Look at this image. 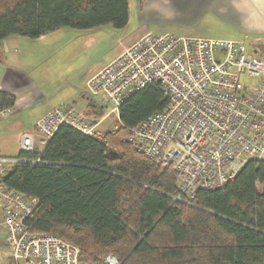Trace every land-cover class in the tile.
I'll return each mask as SVG.
<instances>
[{
    "label": "trees",
    "instance_id": "16d2710c",
    "mask_svg": "<svg viewBox=\"0 0 264 264\" xmlns=\"http://www.w3.org/2000/svg\"><path fill=\"white\" fill-rule=\"evenodd\" d=\"M129 19L130 0H0V43L60 29H124ZM15 104L14 95L0 91V112ZM166 104L158 85L124 101L109 148L63 125L42 153H21L25 162L0 182L38 199L30 230L78 246L80 264H105L109 255L120 264H264V161L250 160L234 180L199 191L187 205L174 200L171 169L123 142L125 129ZM86 114L102 119L105 107Z\"/></svg>",
    "mask_w": 264,
    "mask_h": 264
},
{
    "label": "built area",
    "instance_id": "2783aa9c",
    "mask_svg": "<svg viewBox=\"0 0 264 264\" xmlns=\"http://www.w3.org/2000/svg\"><path fill=\"white\" fill-rule=\"evenodd\" d=\"M244 78L257 83L245 84ZM150 85L160 87L167 104L125 129L123 142L176 174L175 201L195 204L199 191L222 188L264 154V54L246 41L147 33L91 77L86 89L110 101V114L118 116L124 101ZM10 114L2 111L0 118ZM100 124L63 104L37 121L36 138L44 149L66 125L109 148L120 123L106 132ZM21 152H36L34 136H24ZM23 162L0 157V179ZM38 206L37 198L0 182V264H80L78 246L30 230ZM105 264L120 261L109 255Z\"/></svg>",
    "mask_w": 264,
    "mask_h": 264
},
{
    "label": "crops",
    "instance_id": "0c3cea01",
    "mask_svg": "<svg viewBox=\"0 0 264 264\" xmlns=\"http://www.w3.org/2000/svg\"><path fill=\"white\" fill-rule=\"evenodd\" d=\"M225 11L237 15L247 14V16L258 14L260 20L256 23L249 24L248 28L254 29V34H264V0H130V19L128 25L123 30H131V24L135 16L138 18L137 21L139 28L127 32L130 34L127 36L126 42L113 58L101 60L98 54H95L97 47L102 42L101 36L106 34L107 31H113L110 30L109 27H99L89 30L60 29L41 37L37 41L44 42L50 37L55 38L52 35L56 36L63 31L75 30L81 32V34L74 38L75 42L70 46L71 48H68L69 52L64 55V58L66 60L71 59L76 62L84 61L86 58H88V60L84 61L82 67H78L79 74L76 76L78 78L74 77L73 82L75 83L71 85L69 90L70 94L68 93L64 99L68 98V100H70L71 98H77L78 101H75L72 105L70 104V106L74 107L78 112L86 113L89 107L102 105V103L99 102H90L87 105H80V100L78 99L79 94L83 93V98L90 95L86 89L87 81L102 70L112 60L118 57L127 47L134 44L145 34L150 33L149 27H147L149 24L148 22L151 21L155 24H170V26L177 25L176 22L173 21V23H171L169 21H165V19L168 16L171 18L179 16L182 20L181 22L183 26L179 25L177 27H184L185 30L183 31V34L191 35L195 32L189 31L190 28L196 26L200 19L208 12L216 13ZM260 14L262 16H260ZM160 26L162 25H157L158 32H163L164 27ZM161 34L162 33H159L158 35ZM188 37L215 39L202 35H191ZM259 39L258 41H254L252 45L255 51L260 54H264V40ZM19 41L22 40L18 37H11L0 43V57L3 58V56L7 55L5 48L9 43H18ZM88 51L91 53H86ZM87 54L89 56H87ZM33 84L34 82L31 79L23 76L14 69H10L9 67H7L6 70L0 69V91L12 94L16 97L15 107L11 109L10 116L5 118L8 119L9 122H5L3 130L0 129V157H20V154L22 153V139L27 135L35 137V153H42L44 149L40 146V143L36 138L37 121L54 108L63 104L69 105L63 101L60 105L49 107L48 110L39 114L34 120H32L30 118L31 112H33L36 105L42 101H48L49 99L48 95H44L42 91L36 88ZM101 101L106 100L101 99ZM117 117H119V114ZM106 119L107 116L102 119H97L101 121L100 127L105 132L114 127L112 125L103 126L106 123ZM251 160L264 161V154L259 157H253Z\"/></svg>",
    "mask_w": 264,
    "mask_h": 264
},
{
    "label": "rangeland",
    "instance_id": "374dc122",
    "mask_svg": "<svg viewBox=\"0 0 264 264\" xmlns=\"http://www.w3.org/2000/svg\"><path fill=\"white\" fill-rule=\"evenodd\" d=\"M260 16L262 15L260 14ZM137 19V16L133 18L131 30L139 28ZM166 19L165 21H169L171 23L174 21L177 25L170 26V24L164 23L155 24L150 21L147 25V27H149L150 33L171 34L183 37L202 35L215 39H230L232 41L246 40V43L249 46H253L252 44L254 41H258L259 38L264 40L263 33L254 34V29L248 28L249 24L256 23L260 20L258 14L247 16V14L237 15L227 11L216 13L208 12L203 18L200 19L196 26L190 28L189 31L195 32L191 35L183 34V31L185 30L184 27H177L179 25L183 26L181 22L182 20L179 18V16H174V18L168 16ZM157 25H162L160 27H164V31L158 32ZM105 27H109V29L113 31H107L106 34L101 36L102 42L95 51V54H98L101 60H108L115 57L122 48V45L126 42L127 36L130 34L127 32L131 31H128V29H114L111 26ZM79 34H81V32L75 30L63 31L56 36L52 35L55 38L50 37L44 42L18 37L22 41H19L18 43H9L5 48L7 55L3 56V58L0 57V69L6 70V68L9 67L10 69L16 70L23 76L31 79L34 82L33 85L42 91L44 95L49 96L48 101L46 100L38 103L33 112H31L30 118L32 120H34L39 114L48 110L49 107L60 105V103H63V101L69 105H72V103L78 101L77 98H71L70 100H68V98H64H66L68 93L70 94V87L75 83L73 81L74 77L78 76L79 74L78 67H82L84 61H87L88 58H86L84 61L76 62L71 59L66 60L64 55L69 52L68 48H71L70 46L75 42L74 38ZM86 53L90 54L91 52L88 51ZM87 56L89 55L87 54ZM244 82L245 84L250 85L257 83L255 80L248 81L245 78ZM78 99L80 100V105H87L90 102L102 103V105L105 107V116H107L106 123L103 126L118 125L117 113L110 115V111L114 108V105L110 103V101L104 99L101 96L93 97L88 95L83 98V93L79 94ZM101 99L106 101H101ZM5 122H9V120L0 119L1 130H3Z\"/></svg>",
    "mask_w": 264,
    "mask_h": 264
},
{
    "label": "water",
    "instance_id": "95a60500",
    "mask_svg": "<svg viewBox=\"0 0 264 264\" xmlns=\"http://www.w3.org/2000/svg\"><path fill=\"white\" fill-rule=\"evenodd\" d=\"M108 155L109 156H115V155H117V153L115 151H111V152L108 153Z\"/></svg>",
    "mask_w": 264,
    "mask_h": 264
}]
</instances>
